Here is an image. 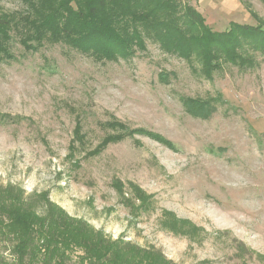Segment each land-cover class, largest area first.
Here are the masks:
<instances>
[{
  "label": "rangeland",
  "instance_id": "rangeland-1",
  "mask_svg": "<svg viewBox=\"0 0 264 264\" xmlns=\"http://www.w3.org/2000/svg\"><path fill=\"white\" fill-rule=\"evenodd\" d=\"M182 1L209 30L264 29L261 0ZM230 58L202 66L146 40L97 60L12 36L0 57V184L46 193L174 264H264V53L247 45ZM1 260L17 264L0 239Z\"/></svg>",
  "mask_w": 264,
  "mask_h": 264
},
{
  "label": "trees",
  "instance_id": "trees-1",
  "mask_svg": "<svg viewBox=\"0 0 264 264\" xmlns=\"http://www.w3.org/2000/svg\"><path fill=\"white\" fill-rule=\"evenodd\" d=\"M18 1L17 10L0 6V57L12 36L29 48L61 43L97 60L125 58L144 50L146 40L202 66L247 45L264 53V29L233 23L225 31L209 30L182 0ZM0 239L17 264H174L159 250L111 238L70 216L46 193H25L10 182L0 184Z\"/></svg>",
  "mask_w": 264,
  "mask_h": 264
}]
</instances>
